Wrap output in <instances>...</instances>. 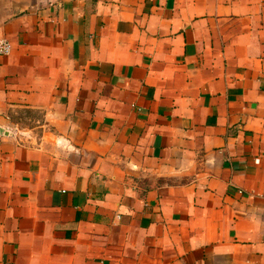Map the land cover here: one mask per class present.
<instances>
[{
    "label": "crops",
    "instance_id": "crops-1",
    "mask_svg": "<svg viewBox=\"0 0 264 264\" xmlns=\"http://www.w3.org/2000/svg\"><path fill=\"white\" fill-rule=\"evenodd\" d=\"M0 264H264V0H0Z\"/></svg>",
    "mask_w": 264,
    "mask_h": 264
},
{
    "label": "built area",
    "instance_id": "built-area-1",
    "mask_svg": "<svg viewBox=\"0 0 264 264\" xmlns=\"http://www.w3.org/2000/svg\"><path fill=\"white\" fill-rule=\"evenodd\" d=\"M12 49L11 41L7 37L0 36V56H9Z\"/></svg>",
    "mask_w": 264,
    "mask_h": 264
}]
</instances>
